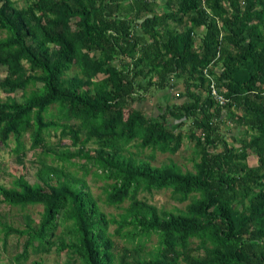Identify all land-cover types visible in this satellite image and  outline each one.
Here are the masks:
<instances>
[{
    "label": "trees",
    "instance_id": "obj_1",
    "mask_svg": "<svg viewBox=\"0 0 264 264\" xmlns=\"http://www.w3.org/2000/svg\"><path fill=\"white\" fill-rule=\"evenodd\" d=\"M26 1L0 0V92L24 95H0V154L13 138L25 168L26 135L48 156L47 132L61 127L75 150L58 158L85 174L44 163L34 180L0 182L3 203L44 207L38 225L28 217L23 229L4 227L25 237L16 261L54 251L66 264H264V0ZM160 91L172 95L157 114L141 108ZM53 106L62 124L47 120ZM227 121L242 133L231 131L233 145ZM186 140L199 157L194 170L153 164ZM93 169L106 203L123 209L117 216L85 182ZM163 190L188 204L161 210L139 197ZM118 236L132 247L120 248Z\"/></svg>",
    "mask_w": 264,
    "mask_h": 264
},
{
    "label": "rangeland",
    "instance_id": "obj_2",
    "mask_svg": "<svg viewBox=\"0 0 264 264\" xmlns=\"http://www.w3.org/2000/svg\"><path fill=\"white\" fill-rule=\"evenodd\" d=\"M19 7H24L27 4L26 0H14ZM164 2L162 3V5ZM203 30H200L202 34ZM4 35V34H3ZM76 71H72L70 74H74ZM6 70L2 66H0V79L5 77ZM169 91H160L155 92L153 97L150 99V103L142 104L141 108L147 110L149 113L157 114L158 106H164L171 99V93ZM1 97L4 100H20L24 99V95L22 91L17 92L13 95H5L0 92ZM60 113L56 106H53L48 114L47 120H54L58 124H62L64 121L60 119ZM73 124V122L71 123ZM191 122L187 123V126H190ZM221 130L224 134H228L227 141L231 145H233V138L231 137V131L233 130L234 134H238L242 136L241 132H238V129H235V125L230 121H227L226 124H222ZM26 149L29 154L25 161V168L19 165L16 162V154L14 152L15 149V140L11 138L9 145L7 148H4L0 154V182L1 184L7 187H13L16 184V181L20 176L26 175L27 178L34 180L36 176L37 168L41 167L44 163L51 164L55 166H62L65 164L64 172L68 176H75L77 178H84L85 171L78 166H69L66 163H63L59 158L58 154L61 151H66L68 148L71 150H75L70 146H65L63 144L70 145L71 137L68 134H63V129L61 127L51 128L48 130L46 135V141L49 148L52 150L48 156H44L41 153V150H31V140L29 135L27 134L24 138ZM236 144V143H235ZM236 146H240V143H237ZM90 148L93 149L94 146L90 145ZM131 150L134 152H139V149L135 147V144L131 147ZM152 153L151 150H146L142 152V156L145 157ZM44 159L43 162L40 159ZM199 157L196 154V148L193 142L186 140L182 149L176 155H172L170 153H160L157 152V158L153 161L155 166H161L163 164L169 163L173 161L177 163L180 168L184 171H192L194 170V163L198 161ZM79 160L76 159V162ZM80 162H83L80 160ZM250 166H254L257 164V160L254 157L249 159ZM96 169H93L87 176H85V182L88 184L90 191L92 194L100 200V207L103 212L110 215H118L123 212V209L110 206L106 203V194H105V186L106 181L97 177L95 175ZM140 199L148 202L149 204L155 205L161 210H175V209H184L188 203L181 204L174 197L171 190H163V191H154L152 193L141 192L139 195ZM124 204V206H126ZM44 212L43 205H31L26 208H22L20 206H11L7 203H3L0 197V264H33L35 261H40L43 264H66V256H59L54 251L49 253H42L39 255L31 254L29 259L25 262H17L15 257L17 254L23 251L25 237H18L17 235L6 236L4 233L5 226H13L15 228H25L27 225L28 217L34 223V225H38L41 221L42 215ZM116 226H112L111 230L113 231ZM61 232V229L59 230ZM120 245V248L123 247H132V243L127 241L124 238L115 237ZM157 244V238L155 236L152 237L150 241L145 245L144 251L142 254H147L148 251L152 250L154 246ZM204 251H199L195 253V255L204 256ZM181 264H187L186 262H182Z\"/></svg>",
    "mask_w": 264,
    "mask_h": 264
},
{
    "label": "built area",
    "instance_id": "obj_3",
    "mask_svg": "<svg viewBox=\"0 0 264 264\" xmlns=\"http://www.w3.org/2000/svg\"><path fill=\"white\" fill-rule=\"evenodd\" d=\"M211 92H212L213 97L217 100V102H219L221 105L226 104L227 99L225 98V96L219 93V90L214 80H212V83H211Z\"/></svg>",
    "mask_w": 264,
    "mask_h": 264
}]
</instances>
